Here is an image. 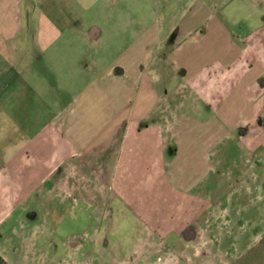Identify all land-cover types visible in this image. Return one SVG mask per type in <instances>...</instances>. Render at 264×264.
<instances>
[{"label": "rangeland", "instance_id": "1", "mask_svg": "<svg viewBox=\"0 0 264 264\" xmlns=\"http://www.w3.org/2000/svg\"><path fill=\"white\" fill-rule=\"evenodd\" d=\"M62 1L61 13L65 21H74V32L60 28L64 37L53 48L41 50L48 57L58 52V58L40 62L37 53L34 60L38 71L52 72L60 91L47 89L43 83L36 91L22 92L20 103L26 105L27 99L37 96L44 104L43 117L27 124L23 114L40 116L38 106L25 108L18 101L3 106L0 100V160L24 146L22 129L26 125L28 138L42 129L45 134L51 131L57 110L46 102L64 99L61 91L66 78H74L81 88L103 87L131 58L150 50L154 56L149 67L165 74L156 83L172 92L180 82L177 56L182 49V61L195 68L211 61L217 52L209 44L206 48L205 43H197V47L193 43L206 29L204 25L184 34L192 23L209 24L213 14L237 33L246 34L264 22V0H83L81 5ZM35 2L40 5L46 0ZM203 5L208 13L200 10ZM97 28L102 32L100 38ZM179 32L186 38L183 43L178 42ZM185 99L187 114L203 121L221 118L213 107L195 109L190 98ZM124 149L130 153L126 146ZM87 153L76 155L70 176L68 170L58 171L59 185L53 195L47 193L50 186H44L26 204L37 206L41 214L34 223L37 232L25 259H17L8 249L24 233L19 222L21 209L3 220L0 230L8 234V240L0 243V256L9 264H216L217 260L226 264L243 252L242 244L264 242V150L241 156L238 163L242 165L233 167L240 169L236 172L231 171L236 156H216L219 164L214 167L224 177L218 198L208 197L204 188L203 198H179L165 169L150 161L154 170H140L130 164L134 154L130 153L127 164L119 165L116 154ZM158 157L149 159L158 161ZM43 198L56 199L46 202ZM49 211L51 215L45 216ZM228 239L237 245L234 251L224 250ZM71 242L80 248L68 255L63 248ZM242 258L232 264H242Z\"/></svg>", "mask_w": 264, "mask_h": 264}, {"label": "crops", "instance_id": "2", "mask_svg": "<svg viewBox=\"0 0 264 264\" xmlns=\"http://www.w3.org/2000/svg\"><path fill=\"white\" fill-rule=\"evenodd\" d=\"M74 1L81 5L83 0ZM61 10L59 0H46L40 5L35 0H0V100L3 106L12 101L25 108L28 104L38 106L40 116L23 114L26 124L43 117L44 104L37 96L27 99L26 105L20 103L22 92L36 91L43 83L47 89L60 91L52 72L38 71L34 60L37 53L40 62L58 58V52L48 57L41 50L53 48L64 37L60 28L74 32V21H65ZM200 10L210 11L204 5ZM54 11L56 15L50 13ZM210 20L209 24L192 23L184 34L204 25L206 29L193 43L196 47L200 42L206 48L210 45L211 50H217L216 55L199 67H189L182 61V49L177 56L180 82L172 92L165 84L156 83L165 74L149 67L154 53L143 50L103 87L81 88L75 85L74 78H66V87L61 91L64 99L46 102L47 107L57 110L51 131L45 134L42 129L28 138V126L22 129L24 146L7 160H0V228L15 210L22 211L19 222L24 233L17 245L8 248L17 259L23 260L28 254L26 250L37 232L34 223L41 214L37 206L26 204L44 186H50L47 193L53 195L59 185L58 171L68 170L70 176L78 154H116L120 165L128 163L131 153L135 158L130 164L140 170H154L150 161L157 162L162 171L165 169L179 198H203V188L208 197L218 198L224 177L214 167L219 164L216 156H236L237 162L231 164V171L236 172L240 169L233 167L242 165L238 163L241 156L264 150V22L239 34L213 14ZM97 31L100 38L102 32L99 28ZM185 41L180 35L178 42ZM35 48L38 52H34ZM16 77L18 89L13 80ZM185 98H190L195 109L213 107L221 118L203 121L187 114ZM155 155L158 161L149 159ZM53 199L56 198H43L46 202ZM6 235L0 230V243L8 240ZM232 241L228 239L223 244L224 250H235L237 245ZM242 245L243 252L226 264L238 262L240 257L242 264H264V242ZM78 248L80 245L71 242L63 249L72 255Z\"/></svg>", "mask_w": 264, "mask_h": 264}, {"label": "trees", "instance_id": "3", "mask_svg": "<svg viewBox=\"0 0 264 264\" xmlns=\"http://www.w3.org/2000/svg\"><path fill=\"white\" fill-rule=\"evenodd\" d=\"M0 264H6V262L0 257Z\"/></svg>", "mask_w": 264, "mask_h": 264}]
</instances>
